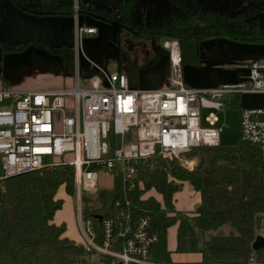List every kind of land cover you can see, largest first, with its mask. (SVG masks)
Here are the masks:
<instances>
[{"label":"built area","instance_id":"obj_1","mask_svg":"<svg viewBox=\"0 0 264 264\" xmlns=\"http://www.w3.org/2000/svg\"><path fill=\"white\" fill-rule=\"evenodd\" d=\"M75 84L70 88L20 91L0 88V180L17 173L51 166H70L75 172L78 210L83 220V243L88 252L110 257L109 264H160L151 259L159 236L150 229V216H135L130 193L137 184L138 165L155 156L180 158L192 167L185 152L222 142L221 112L243 92H264V61L248 63L250 74L239 82L200 88L184 78L178 39H168V84L141 87L123 70L108 72L90 58L83 67V40L97 27L79 25V0L74 1ZM91 73L85 75V71ZM241 137L264 145V108L240 105ZM50 156L59 159H51ZM101 174L120 177L121 194L114 215L102 221L98 235L93 218L83 217V194L96 195ZM108 187V186H107ZM112 187V186H111ZM259 234L264 235V213ZM104 262V261H103ZM78 264H84L79 262ZM105 264V262L103 263ZM244 264H264L253 251Z\"/></svg>","mask_w":264,"mask_h":264},{"label":"trees","instance_id":"obj_2","mask_svg":"<svg viewBox=\"0 0 264 264\" xmlns=\"http://www.w3.org/2000/svg\"><path fill=\"white\" fill-rule=\"evenodd\" d=\"M21 2L38 4L45 13L74 14L75 11L73 0ZM136 2L118 0L103 10L86 8L80 2L79 9L107 21L120 22L122 30L139 36L178 38L184 64L199 63L198 46L207 39L222 37L264 44V27L259 24L252 27L247 11L234 14L204 6L171 8L163 21L137 30L130 25ZM112 41L119 43V40ZM27 45H8L0 38L4 53L17 52ZM59 46L56 52L71 71L73 48L71 44ZM161 55L157 54L155 60ZM124 67L137 74L139 65L121 50L120 69ZM128 76L131 80V75ZM231 105L240 107L239 94L234 96ZM185 155L195 159L192 167L183 165L177 158L161 155L138 165V177L143 183L137 184L130 196L133 214L149 215L150 229L159 236L151 247V259L160 264L172 261L168 228L178 223L176 251H200L203 262L213 264H244L254 251L257 260L264 261V246L257 250L252 247L264 213V145L244 140L240 135L236 142L202 145L186 151ZM182 181H189L201 192L194 214L173 212V196ZM61 188L68 194L76 193L73 167H42L0 180V264H88L84 243L65 235V222L55 221L57 211L64 204V199L58 196ZM121 188L120 177H116L112 187H101L93 197L83 194V217L93 218L98 235L103 231V219L118 210L115 200ZM152 188L162 194L163 200L154 195L143 197ZM224 224H230L227 233L215 232ZM102 259L109 264L110 257L102 255Z\"/></svg>","mask_w":264,"mask_h":264},{"label":"water","instance_id":"obj_3","mask_svg":"<svg viewBox=\"0 0 264 264\" xmlns=\"http://www.w3.org/2000/svg\"><path fill=\"white\" fill-rule=\"evenodd\" d=\"M98 3V10L107 8V2L118 0H91ZM170 4V0H166ZM197 5L214 8L222 0H185ZM245 0H241L240 4ZM153 2V0L151 1ZM238 6V5H237ZM234 6V7H237ZM37 8L21 0H0V31L4 36L18 40H38L48 38L60 45L72 44L75 30V14H52L36 10ZM79 25L87 24L97 27L95 37H85L83 50L95 63L103 65L104 43L115 40L116 34L122 29V24L116 21H107L96 17L95 13L79 12ZM202 46L218 57L226 52L235 51L237 58H254L264 55L263 43H247L227 41L224 38L207 39ZM225 52V53H224ZM225 57V56H224ZM83 67H90L91 62L85 59ZM185 81L194 87L207 88L220 83L239 82L250 74V68L243 65L222 66L185 63L183 66ZM240 105L248 108H264V92H243L240 96ZM16 174V173H15ZM264 246V235L257 234L252 247L257 250Z\"/></svg>","mask_w":264,"mask_h":264},{"label":"crops","instance_id":"obj_4","mask_svg":"<svg viewBox=\"0 0 264 264\" xmlns=\"http://www.w3.org/2000/svg\"><path fill=\"white\" fill-rule=\"evenodd\" d=\"M74 1L75 0H73V2ZM142 1V5L144 6V10L148 19L152 18V16H156L159 18L162 16L164 17L167 12L170 11L172 5V2H170L169 4V2H167L166 0H153V2H151L152 0ZM80 2L86 8L99 5L98 3H94L91 0H79V4ZM110 3L111 2H107V6ZM29 4L38 9V4ZM79 12H84L85 14L90 13V11L78 9V13ZM96 35L97 33L88 35L87 37H95ZM2 39L5 44H12L7 41L6 37ZM29 41V39L19 41L16 45H19L20 43L26 44ZM57 45L60 44L54 43L48 38H40L38 40H34L33 43H28V45L24 49L17 52L4 53L2 48H0V88L9 87L15 90L27 91L73 87V85L75 84V75L73 71H69L66 69V65L62 57L56 52V49H54V47ZM88 58L89 57L86 54H83L81 56V63ZM168 70L169 60L167 61V63L165 62V65H163V67H160V69L151 67L149 69L150 74H146L143 81L141 80V77H143V75L140 76V81H142L140 82L142 83V85L140 86L145 87L143 86L144 83L146 84L147 81L151 80L154 81L152 82L154 85L156 84L154 87L167 86ZM111 180L112 185L108 187H111L114 184V179L112 177ZM182 185L186 187L182 191L177 190L174 193L173 202L175 205V211L173 212L181 211L189 214H194L197 205L201 201V192L199 190H196L189 181H182ZM153 190L158 196L153 193ZM148 192H151V195L157 196L159 200H163L162 194L156 189L152 188L148 190L147 193ZM58 196L61 197L59 193ZM55 221L57 223H61V221L56 220V215ZM177 233L178 223H175L168 228V248L172 251V261L168 264H213L204 263L203 254L200 251H176ZM65 235L74 238L79 242H82L84 238L80 234H71L69 227L67 228ZM86 261L88 262V264H91L89 263L87 258ZM103 263L104 262L102 261L101 264Z\"/></svg>","mask_w":264,"mask_h":264},{"label":"rangeland","instance_id":"obj_5","mask_svg":"<svg viewBox=\"0 0 264 264\" xmlns=\"http://www.w3.org/2000/svg\"><path fill=\"white\" fill-rule=\"evenodd\" d=\"M142 0H137L136 7L132 11V18L133 24H130L135 29H139L141 26L147 25V17L144 10V6L142 5ZM247 14L252 16V18H256L255 22L259 25H264V1H254L253 3L249 4L246 8ZM168 13V12H167ZM167 15V14H166ZM165 15V16H166ZM262 15V18L259 16ZM165 16L160 17V21H163ZM254 22V23H255ZM136 25V26H135ZM145 28V27H143ZM168 39H178L173 37H161L159 35H150V36H139L136 35L133 31L130 30H122L117 38L119 43H115L112 40H107L105 43V53H104V63L103 67L108 72L118 71L120 70V51L122 50L123 55L129 57L131 62L138 61V71L137 74H134V70L124 67L123 70L127 72L128 75H131V83L137 86L142 85V82L146 74H150L149 69L151 67H155L156 69H160L165 65V62L169 60V51L165 47L164 43ZM3 40V39H2ZM179 40V39H178ZM228 41V40H227ZM230 42V41H229ZM54 49H60V46L57 45ZM72 49V48H71ZM73 51V67L71 71H73L75 75V53ZM162 53V55L155 60L157 54ZM225 53V52H224ZM235 51L232 50L230 52H226L223 54L221 58L213 55L208 50H206L203 46H200L198 49V56H199V63L206 64V65H222L227 64H242L245 63V59L237 58L234 56ZM225 56V57H224ZM261 61H264V55L257 56ZM155 60V61H154ZM249 62V61H248ZM156 65V66H155ZM129 71V72H128ZM86 74L88 71H85ZM141 80L140 81V76ZM130 78V76H129ZM154 81H147L146 84L144 83L143 86L147 87H154L155 85L152 83ZM234 98V96L229 95V99ZM241 109L239 106H227L222 112V123H223V131L221 133V138L223 143H230L236 142L239 140L241 135ZM51 159H59L60 157H53L50 156ZM186 158H188L186 156ZM1 159V155H0ZM180 163L182 160L177 158ZM0 169H2V162L0 160ZM100 182L103 187H107L112 185L111 177L108 175L101 174ZM186 186L182 185V191ZM154 191V190H153ZM145 192L143 197H149L151 192ZM155 195V191L153 192ZM59 195L61 198L64 199V204L61 209L56 214V220L65 222L67 228H70L71 234H80L84 237L83 234V220H80L79 210H78V203L79 199L77 193L75 194H68L64 188L59 190ZM154 195V196H155ZM88 196L93 197V194H88ZM158 196V195H157ZM156 196V197H157ZM231 229L230 224H224L220 228H218L215 232L218 233H227ZM89 263L91 264H101L103 259L99 252L91 251L88 252L86 255ZM137 264V263H132Z\"/></svg>","mask_w":264,"mask_h":264},{"label":"flooded vegetation","instance_id":"obj_6","mask_svg":"<svg viewBox=\"0 0 264 264\" xmlns=\"http://www.w3.org/2000/svg\"><path fill=\"white\" fill-rule=\"evenodd\" d=\"M240 1L241 0H222L220 3L216 4V6L214 7L215 9H220V10H223V11H228L229 13H238L239 11H246L247 9V6L251 3H253L254 1L258 2V1H264V0H245L243 3L240 4ZM172 2V5H171V8H173V10L175 9H180V10H184L186 9V7H202V5H197L195 3H192V2H189V1H185V0H171ZM238 5V6H237ZM234 6H237V7H234ZM136 7V6H135ZM134 7V8H135ZM205 7V6H204ZM96 8V7H95ZM211 8V7H210ZM38 11H41L38 7V9H36ZM171 10V9H170ZM170 12V11H169ZM168 12V13H169ZM167 13V14H168ZM147 17V16H146ZM259 18H262V15L259 16ZM250 20H252V27L253 25L255 24H258L257 22H255L256 18H252V16L250 17ZM160 19L159 17H156V16H152V18L148 19L147 17V26H152V25H155L157 23H159ZM255 22V23H254ZM264 23V22H263ZM261 27H264V25H260ZM122 31V29L116 34L115 36V40H117L120 32ZM6 36H4L2 34V32L0 31V38H4ZM218 38H222V37H218ZM7 41L12 43V44H8V45H13V46H18L16 45L19 41H23V40H18V39H14L12 37H6ZM29 39L30 41L28 43H33L34 40H32L31 38H27ZM226 39V38H224ZM32 40V41H31ZM228 41H233L231 39H226ZM26 43V44H28ZM24 43H20L19 45H23ZM202 46V43L199 44L198 46V49L199 47ZM210 53H212L211 51H209ZM213 55L216 56V54L212 53ZM218 57V56H217ZM221 58V57H219ZM245 59V63H248V61L251 59V58H244ZM199 61V59H198ZM200 64V63H198ZM223 65H227V63L223 64Z\"/></svg>","mask_w":264,"mask_h":264}]
</instances>
